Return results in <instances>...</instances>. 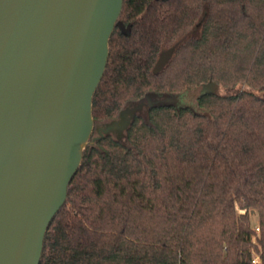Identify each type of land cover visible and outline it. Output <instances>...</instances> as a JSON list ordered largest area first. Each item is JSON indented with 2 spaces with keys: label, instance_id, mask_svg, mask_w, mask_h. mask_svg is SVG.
I'll use <instances>...</instances> for the list:
<instances>
[{
  "label": "trees",
  "instance_id": "obj_1",
  "mask_svg": "<svg viewBox=\"0 0 264 264\" xmlns=\"http://www.w3.org/2000/svg\"><path fill=\"white\" fill-rule=\"evenodd\" d=\"M109 48L41 264H264V0H124Z\"/></svg>",
  "mask_w": 264,
  "mask_h": 264
},
{
  "label": "water",
  "instance_id": "obj_2",
  "mask_svg": "<svg viewBox=\"0 0 264 264\" xmlns=\"http://www.w3.org/2000/svg\"><path fill=\"white\" fill-rule=\"evenodd\" d=\"M123 3L0 0V264L42 262L47 231L95 141L93 99Z\"/></svg>",
  "mask_w": 264,
  "mask_h": 264
},
{
  "label": "rangeland",
  "instance_id": "obj_3",
  "mask_svg": "<svg viewBox=\"0 0 264 264\" xmlns=\"http://www.w3.org/2000/svg\"><path fill=\"white\" fill-rule=\"evenodd\" d=\"M204 88L203 87H200L198 89H196L194 92L188 94V95H177V94H174V95H177V100H175L174 102L176 104H181V105H189L191 107H193L194 109H198V105H197V95L200 94V91ZM210 90L212 91H220V92H223L224 89L223 87L221 86H215V85H210ZM166 94L164 93H160L158 94L157 96H154L155 97V100H162L164 99ZM135 107V106H134ZM133 107V108H134ZM147 107V103H143L142 106L140 107L139 110H145V108ZM132 112H128L125 114V117H120L118 118L117 121H115L116 123H114V121L112 122H107L106 124H104V127L106 129H108V131L114 135L115 137L117 138H123L124 137V133H125V126H120L121 123H123V121L126 119L128 121V119H130V114ZM120 123V124H119ZM98 127V125L96 126V128ZM95 129V128H94ZM95 131H93V134H92V137L93 135L95 136L94 134Z\"/></svg>",
  "mask_w": 264,
  "mask_h": 264
},
{
  "label": "flooded vegetation",
  "instance_id": "obj_4",
  "mask_svg": "<svg viewBox=\"0 0 264 264\" xmlns=\"http://www.w3.org/2000/svg\"><path fill=\"white\" fill-rule=\"evenodd\" d=\"M153 101H155V97H153ZM124 122H125V121H124ZM119 124H120V123H119ZM121 125H123V123H121L120 126H121ZM94 128H95V129H94V131H95V130H96V127H94ZM104 129H105V128H103V127H102V128H98L99 132H104Z\"/></svg>",
  "mask_w": 264,
  "mask_h": 264
},
{
  "label": "built area",
  "instance_id": "obj_5",
  "mask_svg": "<svg viewBox=\"0 0 264 264\" xmlns=\"http://www.w3.org/2000/svg\"><path fill=\"white\" fill-rule=\"evenodd\" d=\"M241 211H242V212H245V210H241ZM256 230H257V231H260V227L257 226V227H256ZM254 262H255V264L258 263V259H257V257L255 258Z\"/></svg>",
  "mask_w": 264,
  "mask_h": 264
}]
</instances>
